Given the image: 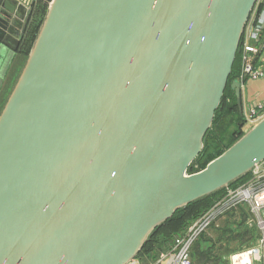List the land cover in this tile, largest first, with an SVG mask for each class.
<instances>
[{
    "label": "water",
    "instance_id": "1",
    "mask_svg": "<svg viewBox=\"0 0 264 264\" xmlns=\"http://www.w3.org/2000/svg\"><path fill=\"white\" fill-rule=\"evenodd\" d=\"M38 1L0 0V92ZM257 2H47L0 111V264H130L178 210L264 161L262 118L188 173Z\"/></svg>",
    "mask_w": 264,
    "mask_h": 264
},
{
    "label": "built area",
    "instance_id": "2",
    "mask_svg": "<svg viewBox=\"0 0 264 264\" xmlns=\"http://www.w3.org/2000/svg\"><path fill=\"white\" fill-rule=\"evenodd\" d=\"M263 27L264 0H258L246 25L240 47L242 66L238 80L241 85L246 80H264V65H257L252 59L264 44L261 41ZM242 116L244 123L241 130L244 133L264 118V102L246 105ZM250 174V179L243 186L228 190L220 203L192 222L181 236L174 239L168 250L148 264H191L192 246L207 226L217 215L239 205L246 209L249 215L247 224L256 228L257 236L252 245L235 251L229 258V264H264V161L255 166ZM130 264L141 263L133 261Z\"/></svg>",
    "mask_w": 264,
    "mask_h": 264
},
{
    "label": "trees",
    "instance_id": "3",
    "mask_svg": "<svg viewBox=\"0 0 264 264\" xmlns=\"http://www.w3.org/2000/svg\"><path fill=\"white\" fill-rule=\"evenodd\" d=\"M49 1L50 0H40L34 8L32 22L22 46V53L24 55H27L32 47L40 24L46 14V4ZM262 8L263 5L260 6V11ZM262 40L264 41V27L262 29L261 41ZM241 66L240 48L236 54L221 104L215 113L212 126L204 138L203 150L189 167V174L203 170L210 161L221 155L243 135L241 130L244 123L243 116L242 114H239L238 106L235 104L233 91L230 89L231 82L238 79L240 76ZM250 176L251 174L248 173L231 183L227 188L217 190L178 210L170 220L166 221L153 231V234H155L151 242V245H153H145L142 251L137 255L136 259L139 260L141 264H148L149 262H146V259H149L150 262L154 261L160 253L170 248L174 239L184 233L192 222L220 203L225 198L228 190H234L243 186L250 179ZM233 210L234 209L229 208L223 214L226 215L228 213L227 215H231ZM192 252L193 250H191V254ZM146 256L149 257L146 258Z\"/></svg>",
    "mask_w": 264,
    "mask_h": 264
},
{
    "label": "rangeland",
    "instance_id": "4",
    "mask_svg": "<svg viewBox=\"0 0 264 264\" xmlns=\"http://www.w3.org/2000/svg\"><path fill=\"white\" fill-rule=\"evenodd\" d=\"M8 78L9 74H6L1 87L2 90ZM13 83L14 82H12L8 90H12ZM8 96L7 94L2 96L1 110ZM222 214L217 215L194 242L192 246L191 264H229V258L235 251L248 247L254 243L257 230L254 226H249L247 224L249 215L243 206L239 205L234 208L231 215H227L228 213L226 215ZM154 235L155 234L152 232L147 237L143 247H145V245L148 246V244L151 245ZM147 257L149 256H146V258ZM146 260V262H150L149 259ZM134 261L138 262L139 260L135 258Z\"/></svg>",
    "mask_w": 264,
    "mask_h": 264
},
{
    "label": "crops",
    "instance_id": "5",
    "mask_svg": "<svg viewBox=\"0 0 264 264\" xmlns=\"http://www.w3.org/2000/svg\"><path fill=\"white\" fill-rule=\"evenodd\" d=\"M47 7L48 6L46 4V9H47ZM42 22H41V24H42ZM41 24H40V26H41ZM39 29H40V27H39ZM22 52H23V50L19 54L16 55L12 66L8 69L7 74H9V78L7 79V82H5L3 90L1 89V92H0V107H1V101L3 98L2 96L4 94L9 95L11 90H8V89H10L12 82H14L13 84H15V82H16V80H17V78H18V76L22 70V67L25 64V61H26L28 54L24 55ZM252 59H253V62L255 64H257V65L263 64L264 65V44L262 47H260L258 53L256 55H254ZM13 73H15V74H13ZM241 90H242V110L240 112V110L238 109L239 114L240 113L242 114L243 109L246 107V105H249V104L255 103V102H258V103L264 102V80H255V81L246 80L242 83ZM0 110H1V108H0Z\"/></svg>",
    "mask_w": 264,
    "mask_h": 264
},
{
    "label": "flooded vegetation",
    "instance_id": "6",
    "mask_svg": "<svg viewBox=\"0 0 264 264\" xmlns=\"http://www.w3.org/2000/svg\"><path fill=\"white\" fill-rule=\"evenodd\" d=\"M34 12V10L32 11V13ZM32 22V21H31ZM31 24V23H30ZM23 27H19V29H22ZM30 28V27H29Z\"/></svg>",
    "mask_w": 264,
    "mask_h": 264
}]
</instances>
